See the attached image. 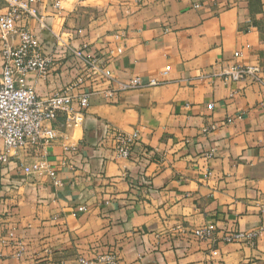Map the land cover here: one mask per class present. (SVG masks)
Returning a JSON list of instances; mask_svg holds the SVG:
<instances>
[{"label": "crops", "instance_id": "1", "mask_svg": "<svg viewBox=\"0 0 264 264\" xmlns=\"http://www.w3.org/2000/svg\"><path fill=\"white\" fill-rule=\"evenodd\" d=\"M30 1L52 63L28 82L90 105L79 127L54 122L53 173H25L21 151L0 165V264H264V84L218 75L236 50L264 66V0ZM113 129L140 131L130 157ZM210 223L213 239L194 236Z\"/></svg>", "mask_w": 264, "mask_h": 264}, {"label": "built area", "instance_id": "2", "mask_svg": "<svg viewBox=\"0 0 264 264\" xmlns=\"http://www.w3.org/2000/svg\"><path fill=\"white\" fill-rule=\"evenodd\" d=\"M3 1L7 3V10L0 12V139L4 145V149H0V165L18 157L21 151L30 157L29 161L18 158L25 173H53L48 155L49 146L58 136L54 122L62 118L65 126H81L90 105V94L83 93L78 100L79 107H75V95L71 92L73 85L47 97L37 92L28 82V75H44L48 73L52 63L44 44L38 41L37 35L28 25L30 18L38 17V10L30 0H0ZM15 40L18 43H14ZM119 51L122 52L123 49L119 48ZM73 54L82 62V68L89 75L104 72L102 60L96 55L88 54L84 48H74ZM240 55L242 51L236 50L232 59L221 63L218 75L233 81L250 78L256 83L264 84V66L252 62L240 63L235 60ZM157 83V78H151L150 84ZM141 84V77L135 76L121 82L119 86L126 89ZM214 126L206 127V130ZM111 138L118 154L130 157L134 145L140 140V131L113 129ZM214 233L212 223L193 230L194 236L199 239H213ZM256 235L257 231H235L225 238L228 241H252ZM102 259L108 264H118L112 254Z\"/></svg>", "mask_w": 264, "mask_h": 264}]
</instances>
